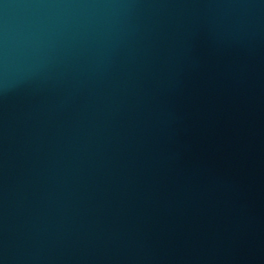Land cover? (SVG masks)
<instances>
[{
  "label": "water",
  "instance_id": "water-1",
  "mask_svg": "<svg viewBox=\"0 0 264 264\" xmlns=\"http://www.w3.org/2000/svg\"><path fill=\"white\" fill-rule=\"evenodd\" d=\"M0 264H264V0H0Z\"/></svg>",
  "mask_w": 264,
  "mask_h": 264
}]
</instances>
